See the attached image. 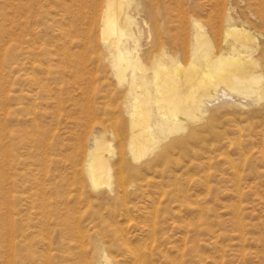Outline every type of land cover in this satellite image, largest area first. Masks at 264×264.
Wrapping results in <instances>:
<instances>
[{"label":"rangeland","instance_id":"obj_1","mask_svg":"<svg viewBox=\"0 0 264 264\" xmlns=\"http://www.w3.org/2000/svg\"><path fill=\"white\" fill-rule=\"evenodd\" d=\"M124 4L138 27L124 26L123 42L150 72L164 55L188 65L197 37L216 56L235 43L227 29L245 31L262 96L185 107L136 162L131 86L102 32L107 0H0V264H100L104 253L137 264L130 250L145 264H264V0ZM93 135L113 150L111 186L97 190Z\"/></svg>","mask_w":264,"mask_h":264},{"label":"bare ground","instance_id":"obj_2","mask_svg":"<svg viewBox=\"0 0 264 264\" xmlns=\"http://www.w3.org/2000/svg\"><path fill=\"white\" fill-rule=\"evenodd\" d=\"M124 3L125 0H107V5L101 7L103 15L102 32L105 40H112L110 48L114 71L120 77L128 80L131 86V99L128 109L132 117V127L128 145L136 162H139L142 156L159 147V143H156L159 134H166L183 123L180 115H186L185 107L190 105L194 109L203 111L204 99L206 98L210 99V103H207L208 107L210 105L214 109L229 103L240 106V101L234 99L230 95V91L236 97L261 98L262 77L260 74L257 75L258 59L256 61L251 56H242L240 51L241 48L244 49L249 44L251 37L248 33L234 28L227 29L235 43H230V48L225 49L226 52H221L216 56H211L208 50L202 51L209 42L202 36L197 37L195 49H193V55L188 65H179V67L176 65L177 67L172 69L170 61L164 55L162 60L160 58V62L158 60L155 62L154 71L150 72V68L141 59L131 61L127 44L123 42V37H127L124 26L138 27L134 17L125 10ZM194 26L196 34L199 33V35L205 28L198 21H195ZM129 37L134 38V36ZM130 67V74L127 77L126 70ZM182 71L185 77L182 76ZM197 74H200L199 79L194 81ZM33 82L36 83L34 78ZM34 119L36 120V118ZM93 136V143L88 146L86 169L94 189L97 190L104 185L111 186L113 168L111 169L110 160L113 156V150L111 143H107L102 139V136L101 138L97 135ZM1 139L0 133V143ZM178 144L180 143H170L165 146L159 157L165 158L170 150ZM147 165L150 166V164ZM140 167L137 165L131 169L128 165L127 170L130 169V171L133 170L138 173ZM133 186L131 185V187ZM120 188H125V184H120ZM111 192L117 193L115 190ZM116 199L120 200V196ZM125 210L129 212L130 207L126 205ZM126 250L129 251L128 247ZM130 252V256L137 264H145L141 254L132 250ZM100 264H114V261L104 253Z\"/></svg>","mask_w":264,"mask_h":264}]
</instances>
